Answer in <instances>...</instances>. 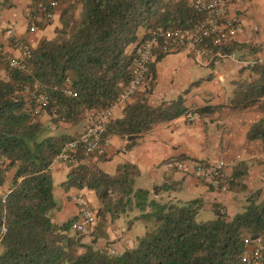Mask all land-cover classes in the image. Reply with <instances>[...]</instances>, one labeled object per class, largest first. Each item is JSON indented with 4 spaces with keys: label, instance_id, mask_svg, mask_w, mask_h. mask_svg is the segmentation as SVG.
I'll return each instance as SVG.
<instances>
[{
    "label": "trees",
    "instance_id": "1",
    "mask_svg": "<svg viewBox=\"0 0 264 264\" xmlns=\"http://www.w3.org/2000/svg\"><path fill=\"white\" fill-rule=\"evenodd\" d=\"M199 20L200 14L184 0H74L61 12L54 36L31 50L26 69H5L6 79L0 81V186L8 172L12 175L0 202L6 227L0 239V264H246L240 260L243 239L258 238L264 243V199L256 191L246 195L242 209L231 218L221 206L212 205L213 218L196 220L200 199L183 203L162 199L157 195L168 189L166 184L151 190L134 187L135 166L118 165L109 175L81 163L86 157L81 153L60 188L94 193L98 206L93 231L102 237L106 224L132 211L136 214L131 220L150 224L151 229L116 253L94 246L96 236L84 243L72 227L75 217L60 224L52 221L57 202L45 170L61 145L74 136L43 135L46 129L41 124H30L23 111V89L34 83L61 86L68 79L76 97L54 92L52 98L61 108L64 123L76 125L85 111L105 107L128 83L134 60L128 48L140 42L141 28L185 32ZM246 47L233 41L220 51L230 54ZM161 56L157 54L156 59ZM247 71L246 79L234 82L232 112L248 110L264 97V63ZM148 93L145 89L123 106L119 118L106 124L107 133L126 142V150L154 125L188 114L210 117L219 109L185 108L180 96L150 106ZM50 120L57 124L54 118ZM245 137L259 142L264 153V120L252 123ZM246 177V165L237 163L222 183L232 192H244Z\"/></svg>",
    "mask_w": 264,
    "mask_h": 264
},
{
    "label": "crops",
    "instance_id": "2",
    "mask_svg": "<svg viewBox=\"0 0 264 264\" xmlns=\"http://www.w3.org/2000/svg\"><path fill=\"white\" fill-rule=\"evenodd\" d=\"M34 0H0V52L2 56L19 59V52L13 48L5 26L11 25L16 38L31 49L42 40H49L54 31L60 27L59 17L64 8L74 0H60L59 6L53 12L47 24L37 25L29 30L28 15ZM189 3L191 0H184ZM228 15L240 24V31L234 41L247 47L233 53L236 57H264V0H227ZM147 31L138 32V40L146 36ZM132 47V46H131ZM128 48V50L131 49ZM255 48H258L255 52ZM1 61L0 66H4ZM150 70V81L129 102L149 90L147 103L156 106L160 102H169L178 96L182 98L185 108L219 107L210 117L197 118L188 121L186 116L173 121L152 126L148 131L135 139V144L125 149L126 142L110 134V143L105 153L86 155L81 163L94 166L102 172L112 175L118 165L129 164L136 167L138 175L134 179V187L151 190L154 185L166 184L168 189L157 195L162 199H170L180 203L191 199H200L202 205L199 211L210 216L212 205L223 208L225 215L231 218L239 212L247 194L258 192V198L264 199V153L262 145L257 141H248L245 137L249 126L264 120V97L256 105L245 111H230V94L234 92V82L247 78L248 71L234 61H218L202 59L194 61L186 50H180L166 56L155 58ZM6 79V72L0 67V81ZM122 107L112 111L111 120L121 116ZM84 122V121H83ZM37 123L42 128L52 129L48 118L41 115ZM65 135L75 136L81 129H73L71 125L62 124ZM230 159L232 164L224 169L226 178L231 167L244 163L247 168L244 192H232L226 189L214 190L207 188L190 172H179L163 168L167 161L185 162L191 169L195 161L213 163L219 159ZM69 167L64 163L52 166L49 174L52 179L53 195L57 209L52 213V221L64 222L76 215L74 197L84 196L92 209L98 206L94 193L88 189H69L64 191L60 183L64 182ZM12 172H8L1 191H8ZM136 211L128 216L120 217L103 228V236L93 231V237H98L95 246L109 248L120 252L131 247L133 238L140 236L133 233L137 230V220H131ZM209 218V219H211ZM96 220V219H95ZM131 220V221H130ZM142 223V222H141ZM144 224V223H143ZM96 225H94L93 230ZM86 243V242H84ZM262 254L261 264H264V243H257Z\"/></svg>",
    "mask_w": 264,
    "mask_h": 264
},
{
    "label": "built area",
    "instance_id": "3",
    "mask_svg": "<svg viewBox=\"0 0 264 264\" xmlns=\"http://www.w3.org/2000/svg\"><path fill=\"white\" fill-rule=\"evenodd\" d=\"M60 0H34L32 9L28 15L29 30L33 31L37 25L47 24L53 12L59 6ZM188 5L200 14V20L188 31L177 29L155 28L147 32L139 43L133 45L131 51L134 56L130 69L128 83L120 90L116 98L103 108L88 110L83 114L84 127L70 140L65 141L57 154L51 159L46 168L50 172L52 166L64 163L68 167L76 163L78 154L92 155L104 154L110 143V134L106 131V124L111 120L112 111L125 106L128 102L150 81V65L157 54H168L186 50L194 61L202 59H215L218 61H234L245 69L264 63V57L241 58L233 53L227 54L220 51L230 42H233L241 27L239 22L228 15L227 0H191ZM5 34L11 45L19 54V59L2 56V61L11 70L24 71L26 62L31 55V48L20 42L11 25L5 26ZM58 92L63 97L75 98L69 80L66 79L61 86H46L34 83L32 87H25L22 91L24 96L23 111L29 117V123L37 122L40 115L54 118L58 124L64 123L61 108L55 104L52 93ZM188 121H193L196 115L188 114ZM226 162L217 160L213 163L195 161L191 167L182 161H167L163 168L179 172H190L198 178L207 188L225 190L222 183ZM8 191L0 190V202L3 203ZM76 205L75 221L73 229L77 233H83L93 227L95 223V211L86 198L80 194L74 197ZM60 224V223H59ZM6 230L4 216H0V239ZM259 239H243L244 249L240 260L246 264H260L262 254L258 246Z\"/></svg>",
    "mask_w": 264,
    "mask_h": 264
},
{
    "label": "rangeland",
    "instance_id": "4",
    "mask_svg": "<svg viewBox=\"0 0 264 264\" xmlns=\"http://www.w3.org/2000/svg\"><path fill=\"white\" fill-rule=\"evenodd\" d=\"M142 29V28H141ZM140 29V30H141ZM140 30L138 32H140ZM3 64V63H2ZM4 66H0L1 69L4 70L5 72V69L7 68V66H5V64H3ZM230 94V97H232V92L229 93ZM47 118H48V121L50 122V125L52 126V129H46V131H44L43 135H52V136H58V135H62V134H65L64 133V129L62 127V124H54L51 122V118H49L47 115H45ZM41 117V115L37 118L39 119ZM84 121V122H83ZM66 124V123H64ZM85 125V120L83 119L81 123H78L76 125H72L73 129H76V130H79V129H82ZM219 160H223L224 162H226V167L227 168L228 166H230L232 164V161L230 159H225V158H222V159H219ZM212 217V214L207 215L206 213H204V211H199L198 214L196 215V220H207L209 218ZM96 224V220H95V223L94 225ZM93 225V227H94ZM93 227L90 228L89 230H87L86 232H83V233H78L79 236L82 237V241L83 242H90L92 240V236H93ZM137 230H134L133 233H137L139 235H143L145 234L147 231H149L151 229V225L150 224H143L141 222H137ZM95 246V245H94Z\"/></svg>",
    "mask_w": 264,
    "mask_h": 264
}]
</instances>
